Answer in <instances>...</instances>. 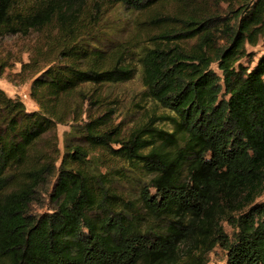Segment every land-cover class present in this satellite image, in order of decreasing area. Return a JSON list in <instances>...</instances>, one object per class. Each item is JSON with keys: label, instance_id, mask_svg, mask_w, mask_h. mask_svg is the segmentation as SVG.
Listing matches in <instances>:
<instances>
[{"label": "trees", "instance_id": "obj_1", "mask_svg": "<svg viewBox=\"0 0 264 264\" xmlns=\"http://www.w3.org/2000/svg\"><path fill=\"white\" fill-rule=\"evenodd\" d=\"M108 1L137 13L121 39L102 0H0V45L41 34L14 59L37 109L0 88V264H264V0ZM136 63L169 112L124 133L83 100Z\"/></svg>", "mask_w": 264, "mask_h": 264}, {"label": "rangeland", "instance_id": "obj_2", "mask_svg": "<svg viewBox=\"0 0 264 264\" xmlns=\"http://www.w3.org/2000/svg\"><path fill=\"white\" fill-rule=\"evenodd\" d=\"M101 13L103 20H101V26L103 31H107L106 39L114 40L121 39L126 36L134 28V19L137 15L136 12H132L126 9L120 4H114L108 0H102ZM41 34L34 32L25 37H6L2 40L0 45V58L8 56V67L5 68L4 73L0 75V88L10 97L20 98L26 110L37 109L35 102L29 97V86L31 79L27 77V74L19 76L15 74L20 69V62L14 61L19 57L21 61H27L29 52L27 49L40 39ZM40 41V40H39ZM248 50L255 51L256 59L257 55L261 51L262 47L258 44L254 47L247 46ZM135 72L131 79L103 85L100 90L101 95H105L103 99L104 105L101 106L95 104L92 100L94 96L91 94V88L88 97L83 100V109L90 113H96L104 108H111V119L113 122H118L126 133L131 127L147 120L152 116H161L167 114L169 111L163 107L158 106L150 99L145 92V88L141 81V67L140 64L134 65ZM215 68L214 65H212ZM89 87V86H88ZM86 86V88H88ZM92 96V97H91ZM85 114L82 115L84 119ZM158 125L167 127L168 123L159 119L156 122ZM69 122L65 124H57L55 127V135L57 138V145L60 151L63 149V144L66 139L69 138L68 130L70 128ZM70 140V139H69ZM67 140V141H69ZM75 141V140H73ZM136 178L133 177L131 184L123 183L120 187L122 189L133 192L136 189ZM119 184V183H118ZM258 200L264 201V192L258 198ZM47 203V199L44 200ZM33 212L44 211L45 208L40 204L34 203L31 205ZM224 228L229 232L230 227L224 224ZM225 250L219 246H215L208 253L207 264H225Z\"/></svg>", "mask_w": 264, "mask_h": 264}]
</instances>
